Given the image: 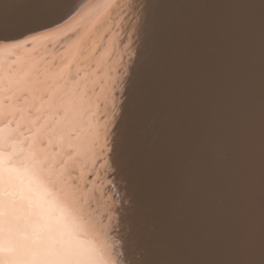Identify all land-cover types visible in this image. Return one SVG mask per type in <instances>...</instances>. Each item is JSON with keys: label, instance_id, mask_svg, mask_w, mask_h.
I'll return each instance as SVG.
<instances>
[{"label": "bare ground", "instance_id": "obj_1", "mask_svg": "<svg viewBox=\"0 0 264 264\" xmlns=\"http://www.w3.org/2000/svg\"><path fill=\"white\" fill-rule=\"evenodd\" d=\"M121 1L0 0V264H198L195 215L213 223L207 227L215 236L210 245L201 239L212 252L203 264H264L260 0H163L159 8L152 0L141 20L149 17L150 24L154 17L190 39L169 55L162 79L129 88L127 95L126 70L132 53L144 50L149 24L138 25L144 45H131V38L142 37L140 29L132 32L134 21L123 18L120 26ZM165 5L166 14L158 17ZM236 19L248 20L252 36L243 50L229 55L226 46L240 40L231 31ZM202 40L216 51L206 52ZM13 45H20L13 55L2 52ZM66 58L73 65L67 75ZM238 58L249 103L242 105L244 123L236 135L225 137L224 126L233 127L225 122L233 109L230 99L240 90L234 85ZM176 92L190 118L176 122L168 135L172 144L156 149L171 124L148 122L172 111L166 96ZM218 102L222 112L212 108L214 121L206 123L197 107ZM162 128L157 143H150L151 132ZM224 132L227 146L219 135ZM174 152L180 163L167 164ZM194 158L202 164L192 163L188 175L183 170V181L173 180L179 168L171 173L168 167ZM167 200L171 211L160 228L164 235L154 246V236L139 243L134 234L158 219ZM230 212L234 234L222 230Z\"/></svg>", "mask_w": 264, "mask_h": 264}, {"label": "rangeland", "instance_id": "obj_2", "mask_svg": "<svg viewBox=\"0 0 264 264\" xmlns=\"http://www.w3.org/2000/svg\"><path fill=\"white\" fill-rule=\"evenodd\" d=\"M120 13H124V15H123V17H122V15H119V18H118V20H119V22H120V26L122 25V20H123V18H124V21H125V19L126 20H128V21H135V15L137 14V11L140 9V6H141V3H140V0H135V3H133V4H127V3H125V1H123V3H122V1L120 2ZM168 6H166L165 5V7H164V9L163 10H158V17H161L162 15L164 16L165 14H166V12H167V8ZM176 7V6H175ZM177 8V7H176ZM128 9V10H127ZM126 10H127V13L125 14V12H126ZM134 11H135V13H134ZM201 14L202 15H205V13H204V11H202L201 12ZM247 16V15H246ZM236 18V17H235ZM239 22H242V19L240 20V19H236V21L235 22H233V24H232V30L231 31H233V33H236V31H237V33L239 34V39L241 40V43H240V40H239V44L238 45H228V46H226V47H229V49H228V51H229V55L230 54H232V55H236L237 53V50H239V52H240V50H243V48L244 47H246V43H247V40H248V38H249V35L250 36H252V34L250 33V34H248L247 32H248V30L249 31H252V28H251V26H250V28L248 27L250 24L248 23V20H245V21H243V23L244 24H246L247 25V27L246 28H244V29H240L239 27H237L236 25L239 23ZM144 23V21L143 20H141V23L140 24H143ZM139 24V25H140ZM53 29H55V28H52L51 29V31L53 30ZM137 29H140V31H138V33H136V34H138L140 37H142V39L141 38H139L138 40H133L132 38L129 40V43H130V41H131V45H133V43L135 44V45H144V43H145V41L143 40V39H145V32H144V34H141V27L139 28L138 27V25H137ZM64 31H60V33H59V31L56 33V35H63V37L65 38V36L67 35V37H68V35H70L69 33H63ZM123 32H126V30L124 29L123 30ZM232 33V32H231ZM126 34V33H125ZM56 35H54V36H56ZM51 36H53V34L51 33ZM53 36V37H54ZM66 37V38H67ZM138 37V36H137ZM147 39H148V37H147ZM244 41V42H243ZM22 42V41H21ZM128 42V41H127ZM127 42H123V46H127V45H130L129 43H127ZM23 43V42H22ZM245 44V45H244ZM24 44H22V46H23ZM41 45V44H40ZM39 44H38V46H40ZM20 45H13V46H10L6 51L5 50H2V52H4V53H6V54H11V55H13V53L14 52H12V51H16L17 49H19L20 47H19ZM55 45H52V48L54 47ZM222 45H220V47H221ZM19 47V48H18ZM137 47H139V46H137ZM223 47V46H222ZM10 48H12V49H10ZM15 48V49H14ZM142 49V48H141ZM1 52V53H2ZM226 52V51H225ZM142 53H143V51H141L140 52V55H141V57H143L142 56ZM1 55V54H0ZM17 58H22V56L21 55H19V56H16L15 57V60L17 59ZM76 58V56H73L72 57V60L73 59H75ZM222 58H224V57H222ZM66 61H68V63H66L63 67H62V70L66 73V75H67V71H68V69L71 71V68H72V66H70V64H69V59H65ZM72 60H70V62L72 61ZM221 60H224V59H221ZM14 62H17V61H14ZM241 63V61H239V58H238V61H235V67L236 68H238V70L236 71V74H235V76H234V78H235V80L237 79V81H239V84H237V82L235 81V83H234V85L236 86V87H238L239 86V89L240 90H238L237 91V88H236V91L233 93V96L231 97V102H233L232 104H233V109H232V111H230L231 113L228 115V117H226V119H225V122H228V125H233V127H232V129L230 130H228V127L229 126H224L225 128H224V130H225V132H227L226 133V135H225V137H229L231 134H235L236 132H237V128H238V125H240V124H243L244 122H243V120H242V113H243V111L241 110V108H242V105H243V103H244V101L246 102V104H248L249 103V101H248V99H247V96H246V93H245V90H244V88H243V79H242V73L241 72H243L244 74H246V72L244 71V69H243V66L240 64ZM91 65H93V62L91 63ZM223 64H221V67L223 68L224 66H222ZM212 70H214V67L212 68ZM70 73V72H69ZM263 75V74H262ZM263 77H264V75H263ZM215 79H216V77L214 78L213 77V82L215 81ZM66 82H68L67 80H65ZM247 82V84L249 85L250 84V82H249V80L248 81H246ZM219 85V84H218ZM233 84H232V86H234ZM215 86L216 85H213V89L215 88ZM66 88V87H65ZM231 88V86L229 87V89ZM177 93V94H176ZM176 93H174L175 95H173V94H169V96L167 95L166 96V98L168 99V101H167V104L171 107V109L170 110H172L171 112L174 114H172L171 112H169V111H164L165 113L163 114V116H161L160 118L158 117V116H155V117H153V118H150V120H149V122H148V124L149 125H151V124H155L156 122L158 123L159 122V125H164L165 123L167 124V127H169L170 126V124H171V126H170V128H167V129H164V128H162L161 130H159V129H157L156 131H154L153 130V132H151L152 134L150 135V139H149V142L150 143H153V144H155V143H157V141L156 140H158L159 138V135L160 134H162L161 132H163V129H164V132H163V134H164V136H163V138L161 139V146L160 145H158L157 147H156V145H155V147H156V149H161L162 148V146H164V145H169V144H172L173 142H172V140L168 137V135H170L171 133V130H175L176 131V129H175V127H177L176 126V122H179L178 120L181 118V119H183L184 117L185 118H190V115L188 114V109L186 108V104L185 103H180V100H179V102H178V98H180L179 96H181L180 94H181V92H176ZM234 94H235V96H234ZM173 96V97H172ZM178 96V97H177ZM170 97V98H169ZM211 98V97H210ZM176 100V101H175ZM170 103V104H169ZM172 103V104H171ZM185 104V105H184ZM174 105V106H173ZM183 105V106H182ZM218 105H220V103L218 102V104H216V103H214L213 105H207V107H202V108H198L197 107V109H196V111L197 112H200L201 113V117L206 121V123H208V124H211V123H213V121H214V119H212L211 120V116H213L214 115V112L211 110L212 108H216L217 110L216 111H220V112H222L221 111V109H220V106H218ZM215 106H217V107H215ZM182 107H185V108H182ZM176 108V109H175ZM182 109H186L185 111H186V115H184L183 113H181V111H183ZM211 110V111H210ZM180 112V113H179ZM168 113V114H167ZM171 113V114H170ZM182 114V115H181ZM180 115H181V117H180ZM167 116H169V117H167ZM225 116H226V114L224 113H221V114H219V119L220 120H222L223 118H225ZM176 119H175V118ZM167 118V119H166ZM178 118V119H177ZM156 119H159V120H156ZM211 120V121H210ZM156 121V122H155ZM161 121H162V123H161ZM168 121V122H167ZM231 121V122H230ZM173 122L175 123V124H173ZM219 122H221V123H223L224 121H219ZM218 125V123H215V125L214 126H217ZM171 127H173L172 129H171ZM121 129H123V128H121ZM168 129H170L169 130V132H168ZM151 131H152V129H151ZM166 132H167V134H166ZM215 132V131H214ZM218 133L220 132L221 133V130H218L217 131ZM225 132L224 133H222V135L221 134H219L220 135V137H222V140L224 139V134H225ZM169 133V134H168ZM236 135V134H235ZM165 136L166 137H168V138H165ZM165 138V139H164ZM171 140V141H170ZM156 141V142H155ZM165 141V142H164ZM167 141V142H166ZM182 141V140H181ZM224 141V140H223ZM225 143H227V141L225 140L224 141ZM227 145H229V143H227L226 144V146ZM196 146V145H195ZM197 147V146H196ZM195 147V148H196ZM175 148H178V146L177 147H175ZM201 153V152H200ZM224 153H225V155L223 156L224 158H226L227 157V155L226 154H228V151L225 149L224 150ZM177 155L175 154V152H174V154H172L168 159H167V164L168 163H170V160H171V163H172V161L174 162H177V160H176V158L178 159V157H176ZM176 157V158H175ZM173 159V160H172ZM179 160V159H178ZM192 160V159H191ZM195 160V158L192 160V161H188L189 162V164H188V166H187V164L185 165H181L180 167H182L181 168V170H180V167H176V169H174L175 167L173 166H170V167H168V169H167V171H169V172H175V170H177V168H179V170H177L176 172H175V175H177V176H174L173 177V180H176L178 183L179 182H181V180H179V179H182V181H183V179H184V177L183 176H187L188 174H187V171H189L190 169L188 168V170H187V168L186 167H190V165H191V168H193L194 166H195V164H197V165H201L202 163L199 161V159H197L198 160V162L196 163V162H193ZM196 161V160H195ZM158 161H156V163H157ZM177 163H180L179 161L177 162ZM192 163L194 164V166L192 165ZM178 165V164H177ZM193 166V167H192ZM172 168V169H171ZM185 169L187 170V171H185ZM183 170H184V172L187 174H185L184 172H183ZM180 171V172H179ZM168 172V173H169ZM177 173V174H176ZM183 174H185V175H183ZM183 177V178H182ZM175 181V182H176ZM171 200H167V203H163V205H162V207L163 208H161V209H159L160 210V212H159V214L162 216V218H161V216L159 215L158 217H155V218H158V219H155V221L154 222H152V223H148V224H141V226H140V228H138V230L136 231V234H134V238H137L138 240H140L139 241V243H144V242H146V238L147 237H149V236H154V240L152 241V242H150V244H152L151 246H154L158 241H159V238H161L160 236H162L161 234H163L164 235V233L163 232H161V229L160 228H162L163 227V223L165 224L166 222L168 223L169 221H168V219L167 218H169V215H170V211H171V207L170 206H168V207H166L167 205H169ZM169 203V204H168ZM179 205L181 204V202H179L178 203ZM165 206V207H164ZM170 207V208H169ZM158 208H160V207H158ZM163 211V212H162ZM233 212V211H232ZM232 212H230L229 214H228V217L226 218L227 220H226V225H223L222 226V230H226L227 229V231H229V230H231V233L233 232L232 230H233V226H234V219H235V217H234V215L233 214H235L236 215V211L232 214ZM165 213V214H164ZM167 214H169L168 216H167ZM203 215V214H202ZM207 215H209V213H207ZM204 216H205V214H204ZM165 217V218H164ZM203 217V216H202ZM200 215L198 216V215H195L194 217H193V220H192V222L195 224V227H196V230L198 231V234L196 235V237H199V239L197 240L198 242H197V247L195 248V256L194 257H196L197 256V259L198 260H196V262L198 263V264H203V262H202V258L207 262V257H209V259H211L212 258V256L210 257V256H207V254L209 253V252H211V250H208L207 249V247L205 246V243L204 242H201V239L203 238V240H205V238H206V242L210 245V239H211V237L212 236H214V232H212V229L210 230V229H207V227L208 226H210V225H213V223H212V221L211 220H204V217L202 218ZM195 218V219H194ZM167 219V220H166ZM173 219V218H172ZM179 219H181V218H179ZM165 220V221H164ZM163 222V223H162ZM170 222H174V220L173 221H170ZM152 224V225H151ZM145 225V226H144ZM146 226H148V228L146 227ZM156 226H158V227H156ZM149 228H150V230H149ZM144 229V230H143ZM146 230V231H145ZM159 231H160V233H159ZM145 233V234H144ZM146 233H147V235H146ZM233 234H234V232H233ZM160 235V236H159ZM157 237V238H156ZM159 237V238H158ZM218 237V236H217ZM207 238H209L208 240H207ZM214 238H215V236H214ZM224 236L222 237L221 236V238H220V241H221V243H223V241H224ZM226 241V240H225ZM147 243H148V241H147ZM193 252H194V250H193V248L191 249ZM192 252V253H193ZM211 254H212V252H211ZM226 260L227 261H229L228 260V258L226 257ZM195 262V261H194ZM230 263V262H229ZM227 264V263H226Z\"/></svg>", "mask_w": 264, "mask_h": 264}, {"label": "snow or ice", "instance_id": "obj_3", "mask_svg": "<svg viewBox=\"0 0 264 264\" xmlns=\"http://www.w3.org/2000/svg\"><path fill=\"white\" fill-rule=\"evenodd\" d=\"M127 4L135 3V0H125ZM141 7L137 11L136 18L133 24L132 32L135 33L137 25L141 23L142 13L148 7L152 0H140ZM163 0H156L157 8L161 7ZM261 8L264 9V0H260ZM144 23L149 24V17H144ZM152 22L149 24V32L147 44L144 48V55L141 57L139 51H134L131 56V64L127 68V81L125 86V94L127 95L129 88H138L142 84L154 85L157 81L162 79L164 74V66L168 60L169 55L174 51H181L187 47L190 36L186 32H178L172 28L164 26L156 18H151ZM211 24V21L207 22ZM240 29L247 27L243 22L237 25ZM264 28V22H262ZM131 35V33H130ZM201 46L209 54L216 51L215 45L207 40L201 41ZM135 75L136 80H133ZM167 242L163 238L160 241L161 248H166Z\"/></svg>", "mask_w": 264, "mask_h": 264}]
</instances>
